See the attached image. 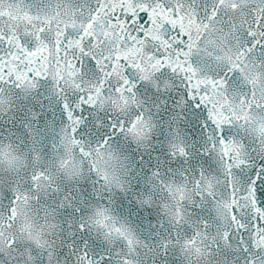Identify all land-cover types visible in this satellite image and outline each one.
<instances>
[{"label": "snow or ice", "instance_id": "snow-or-ice-1", "mask_svg": "<svg viewBox=\"0 0 264 264\" xmlns=\"http://www.w3.org/2000/svg\"><path fill=\"white\" fill-rule=\"evenodd\" d=\"M0 264H264V0H0Z\"/></svg>", "mask_w": 264, "mask_h": 264}]
</instances>
